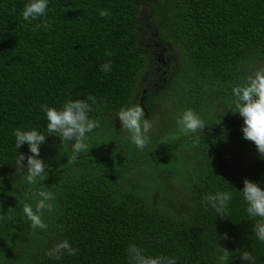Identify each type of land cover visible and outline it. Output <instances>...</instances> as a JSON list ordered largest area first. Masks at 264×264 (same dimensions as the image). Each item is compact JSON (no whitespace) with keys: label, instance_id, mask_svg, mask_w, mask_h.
Wrapping results in <instances>:
<instances>
[{"label":"trees","instance_id":"1","mask_svg":"<svg viewBox=\"0 0 264 264\" xmlns=\"http://www.w3.org/2000/svg\"><path fill=\"white\" fill-rule=\"evenodd\" d=\"M25 3L0 0V264H130V243L178 264H224L223 255L248 264L245 250L264 264V242L252 232L258 218L237 193L245 178L264 186V159L230 111L232 87L264 70V0H50L35 20L23 19ZM175 88L176 113L191 108L204 119L198 140L176 125L158 147L151 133L143 149L118 136L122 108L142 106L147 118L155 96ZM69 99L87 100L99 126L75 161L69 145L46 138L40 156L53 170L42 184L56 200L43 213L46 227L32 228L23 207L36 209L40 181L15 175L13 130L45 131L40 105ZM107 134L111 144L98 148ZM148 160L177 167L165 173L167 192L158 181L146 191ZM217 190L234 192L227 217L203 202ZM63 239L77 253L48 257Z\"/></svg>","mask_w":264,"mask_h":264},{"label":"clouds","instance_id":"2","mask_svg":"<svg viewBox=\"0 0 264 264\" xmlns=\"http://www.w3.org/2000/svg\"><path fill=\"white\" fill-rule=\"evenodd\" d=\"M49 3L50 0H26L21 12L23 19L35 20L45 16ZM108 14L107 9L99 11L101 16ZM101 67L105 72L111 71L110 62H105ZM231 93L234 98V110L227 108L233 114L238 113L242 117V137L253 142L259 158L264 159V70H257L247 78L245 83L232 87ZM92 99L89 97V100ZM40 110L46 119L45 131H40L36 127H17L13 130L16 148L15 175L24 174L27 182L31 184L40 181V187L36 191L38 197L36 209H33L30 202H25L23 207V213L30 221L32 228L46 227L43 213L45 210L51 211L54 208L53 202L56 200L55 193L42 184V181L53 170L48 160L40 156L41 146L45 144L46 138L52 135L58 137L61 143L69 145L72 153L70 159L75 161L80 152L85 149L89 150L88 134L99 126V121L89 116L92 106L87 100L69 99L61 108L42 103ZM223 115L221 114V119ZM117 117L124 133L137 148L143 149L150 142L149 130L152 127V121L145 118L142 106L122 108L117 113ZM175 123L180 132L191 134L196 140L206 125L200 115L191 108L183 110L176 117ZM22 145H27L28 153L17 151ZM237 193L245 202V211L248 216L258 218L252 227V232L259 242H264V186L260 182L245 178L243 187L237 190ZM233 197L234 192L231 190H217L207 193L203 197V202L206 206H211L216 214L227 217L228 206ZM223 249L229 251L226 248ZM65 253L69 255L77 253V249L67 239L57 242L47 249L45 254L50 258L60 260ZM127 253L130 264H178V257L146 255L144 249L136 244L130 243ZM220 259L224 264H228L227 255L221 256ZM241 259L247 261L248 264H255L256 261L252 253L247 250L241 252Z\"/></svg>","mask_w":264,"mask_h":264},{"label":"rangeland","instance_id":"3","mask_svg":"<svg viewBox=\"0 0 264 264\" xmlns=\"http://www.w3.org/2000/svg\"><path fill=\"white\" fill-rule=\"evenodd\" d=\"M167 89L169 90L170 88H167ZM172 93L173 95H170L169 93L165 92V94L168 96V98L166 99L164 97L160 98V93H158L155 96L156 100H152L150 104L151 106H148L151 113L150 115H146V116L150 121L154 119L155 123L157 124L155 129H152L153 127H151V129L149 130V133H151L152 138H153L152 140H154L152 142V145L156 144V147L161 145L160 143L169 141L168 138L172 136V133L176 125L175 123L176 117L180 115L179 113H176V111H177V108H181L182 106L178 104V99H175L176 98L175 95L177 94L180 95L181 92H179V90L175 88L172 90ZM158 131L160 133H163V137H162V140L159 138V140L156 142L155 137L157 136H155L152 132H157V134H159ZM117 133H118V136L120 137L125 135L122 126H117ZM111 142H112V138L109 134H107L103 142L97 145V147L98 148L100 147V149L106 148L108 145L111 144ZM148 165H149L148 171H145V173H146V177L150 179L152 182L146 188V191H149L150 193L151 190L155 189L154 181H158L160 185V190H165L167 192L166 187H170V184L165 182V177L168 180H170L169 176L166 174L170 173L171 170L175 168V166H172L173 164L170 165L169 162L162 164V162L160 163V160L154 161V162H151V160H148ZM143 177H145V174H142V178Z\"/></svg>","mask_w":264,"mask_h":264},{"label":"flooded vegetation","instance_id":"4","mask_svg":"<svg viewBox=\"0 0 264 264\" xmlns=\"http://www.w3.org/2000/svg\"><path fill=\"white\" fill-rule=\"evenodd\" d=\"M146 175V174H145Z\"/></svg>","mask_w":264,"mask_h":264}]
</instances>
